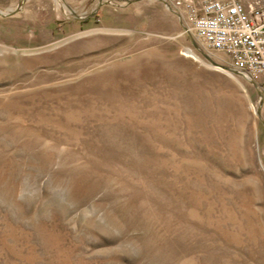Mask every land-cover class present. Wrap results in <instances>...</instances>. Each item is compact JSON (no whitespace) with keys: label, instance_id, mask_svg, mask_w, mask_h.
I'll list each match as a JSON object with an SVG mask.
<instances>
[{"label":"rangeland","instance_id":"rangeland-1","mask_svg":"<svg viewBox=\"0 0 264 264\" xmlns=\"http://www.w3.org/2000/svg\"><path fill=\"white\" fill-rule=\"evenodd\" d=\"M228 62L161 0H0V264H264V77Z\"/></svg>","mask_w":264,"mask_h":264},{"label":"built area","instance_id":"built-area-1","mask_svg":"<svg viewBox=\"0 0 264 264\" xmlns=\"http://www.w3.org/2000/svg\"><path fill=\"white\" fill-rule=\"evenodd\" d=\"M240 0H161L178 14L185 32L207 52L228 58L229 68L259 84L264 77V6Z\"/></svg>","mask_w":264,"mask_h":264},{"label":"bare ground","instance_id":"bare-ground-1","mask_svg":"<svg viewBox=\"0 0 264 264\" xmlns=\"http://www.w3.org/2000/svg\"><path fill=\"white\" fill-rule=\"evenodd\" d=\"M184 52H185L186 55L193 57L197 61H200L201 60L200 57L192 49H190V48H186L184 50ZM245 78H247V77H245ZM247 79L250 80L252 82V84L253 83L254 84L256 83L255 81L251 80L250 78H247Z\"/></svg>","mask_w":264,"mask_h":264},{"label":"crops","instance_id":"crops-1","mask_svg":"<svg viewBox=\"0 0 264 264\" xmlns=\"http://www.w3.org/2000/svg\"><path fill=\"white\" fill-rule=\"evenodd\" d=\"M240 1L244 4L245 7H248L250 4L253 3V0H240ZM257 2L259 5L264 6V0H258Z\"/></svg>","mask_w":264,"mask_h":264}]
</instances>
